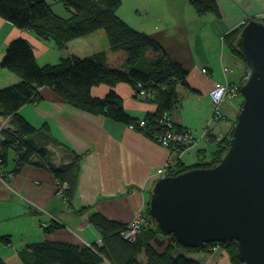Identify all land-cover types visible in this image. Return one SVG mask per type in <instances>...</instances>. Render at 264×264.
Masks as SVG:
<instances>
[{
	"label": "crops",
	"instance_id": "obj_1",
	"mask_svg": "<svg viewBox=\"0 0 264 264\" xmlns=\"http://www.w3.org/2000/svg\"><path fill=\"white\" fill-rule=\"evenodd\" d=\"M49 1L56 14L71 15L60 1ZM218 3L221 16L212 12L199 14L191 0H122L117 11L131 26L159 41L189 72V85L178 88L186 100L182 98V109L172 114L178 125L192 129L198 140L181 154L126 123L68 103L49 86L40 88L39 100L19 109L33 126L82 158L77 187L69 202L53 170L26 163L16 172L15 153L10 150L7 164L2 166L8 174L0 178V264H29L28 246L35 242L100 244L101 235L90 222V216L98 213L129 225L140 212L146 216L150 192L156 181L167 175V162L171 166L179 161L193 165L212 158L216 147L211 149L204 135L213 112L210 90L217 80L226 77L241 83L246 73L245 63L230 50L225 34L244 21L264 17V0H218ZM17 37L30 42L41 65L56 63L70 54L90 56L109 45L105 30L100 29L69 41L61 49L53 38H40L30 28H20L0 16V88L21 80L18 73L1 65L9 43ZM224 66L233 71L225 74ZM110 89L122 96L125 109L134 117L143 118L157 109L155 102L136 95L135 88L127 82L114 86L102 83L93 86L91 92L104 96ZM229 99L222 104L226 118L237 115L241 106V98L238 107L229 103ZM211 127L213 133L225 130L221 122ZM199 128L203 130L201 135L197 134ZM48 146L59 153L51 142ZM53 223L57 227L47 231L46 227ZM152 243L163 251L170 237L158 235ZM179 254L203 264H231L227 253L218 249L208 254L180 249L175 252ZM139 257L147 262L145 252Z\"/></svg>",
	"mask_w": 264,
	"mask_h": 264
},
{
	"label": "trees",
	"instance_id": "obj_2",
	"mask_svg": "<svg viewBox=\"0 0 264 264\" xmlns=\"http://www.w3.org/2000/svg\"><path fill=\"white\" fill-rule=\"evenodd\" d=\"M58 1L71 13L69 17L56 14L49 0H0V16L20 28H30L40 38H53L61 49L69 41L100 29L105 30L109 45L90 56L70 54L61 57L56 63L41 65L26 38L17 37L9 43L1 65L18 73L21 80L0 88V116L8 120V124L0 129V173L3 178L8 174L2 170V166L7 164L9 152L13 150L16 160L14 171H19L20 166L26 163L53 170L59 182L65 185L64 193L70 202L77 187L82 155L37 129L19 113V109L28 102L39 100L40 88L49 86L62 99L76 107L104 114L129 125L137 123L140 118L132 116L125 109L120 94L114 89H110L104 96H94L91 92L93 86L102 83L114 86L118 82H127L135 88L136 95L141 90L152 93L148 100L155 102L157 109L144 117L153 130L161 129L164 127L161 123L164 113H172L181 106L182 95L178 88L180 85H189V72L159 41L134 28L118 15L122 0ZM191 1L199 14L212 12L221 16L218 0ZM258 20L264 21V17ZM243 24L233 28L224 37L230 50L241 60L243 56L239 52L237 40ZM140 83L142 86H139ZM240 90L242 92L241 83ZM243 101L244 98L241 105ZM235 122L236 119L221 141H216V133L209 132V141L217 144L210 160L193 165L179 161L171 167L168 174L218 163L229 146ZM139 130L152 138V129ZM50 142L62 154L59 165L55 160L56 151L48 146ZM66 160L69 162L64 163ZM145 217L148 222L143 225L136 238L131 240L123 236L127 224L95 213L90 216V222L101 235L100 244L50 240L35 242L28 246L27 260L29 264H102L106 260L113 264H203L184 254L175 255V252L180 249L187 252L208 251L221 244L227 249L232 264H245L239 257L236 240L205 242L190 247L171 234L164 235L170 237V243L163 251H159L152 242L162 234L158 231L148 205ZM55 227L57 226L53 223L46 230L51 231ZM142 252H145L147 262L140 259Z\"/></svg>",
	"mask_w": 264,
	"mask_h": 264
},
{
	"label": "water",
	"instance_id": "obj_3",
	"mask_svg": "<svg viewBox=\"0 0 264 264\" xmlns=\"http://www.w3.org/2000/svg\"><path fill=\"white\" fill-rule=\"evenodd\" d=\"M244 101L218 163L160 177L148 208L162 235L184 245L238 242L245 264H264V21L250 19L237 40Z\"/></svg>",
	"mask_w": 264,
	"mask_h": 264
},
{
	"label": "built area",
	"instance_id": "obj_4",
	"mask_svg": "<svg viewBox=\"0 0 264 264\" xmlns=\"http://www.w3.org/2000/svg\"><path fill=\"white\" fill-rule=\"evenodd\" d=\"M245 23V21L243 22ZM225 71H232L227 66H224ZM206 72L207 69L204 68ZM139 86H142L140 83ZM239 88V84H234V88L230 89L228 81H217L214 87L210 91V96L213 101V105L216 106L217 115L226 118V115L223 113L221 107L228 95H231L235 90ZM142 95H151V92L147 90H141L139 92ZM220 119V118H219ZM8 121V120H7ZM161 123L164 125L161 129H154L149 127L148 120L143 117L138 119L137 123H131L128 126L131 129L146 128L152 129V138L162 145L173 146L177 151L182 152L188 146H191L195 142V135L192 129L178 125L177 121L174 119L171 112L166 111L161 117ZM4 123H0V129L4 127ZM178 127H181L180 129ZM220 136V135H219ZM0 178H3V174L0 173ZM148 222V219L139 213L136 217L127 225L126 229L123 231V236L126 239L134 240L137 234L141 231L144 224Z\"/></svg>",
	"mask_w": 264,
	"mask_h": 264
},
{
	"label": "rangeland",
	"instance_id": "obj_5",
	"mask_svg": "<svg viewBox=\"0 0 264 264\" xmlns=\"http://www.w3.org/2000/svg\"><path fill=\"white\" fill-rule=\"evenodd\" d=\"M243 60V59H242ZM230 68V67H229ZM203 71H204V69H203ZM233 71V70H232ZM205 72V71H204ZM224 72H225V74L226 73H228V71H225V69H224ZM224 80L225 81H228V83H229V85H230V89H232V88H234V84H239L240 85V83L239 82H234V81H231L229 78H224ZM224 80H217V81H224ZM216 81V82H217ZM211 91V90H210ZM138 95L140 96V97H143V98H145V99H150L151 97H152V93H151V95H142V94H140V93H138ZM183 98V100L185 99L184 97H182ZM228 98H230L229 99V103H235V105H237V107H238V105H239V100H238V98H241V102H242V100H243V98H244V96H243V94H242V92H241V90L239 89V88H237L236 90H235V92L234 93H232L231 95H228L226 98H225V100H224V102L226 101V99H228ZM186 100V99H185ZM211 100H212V98H211ZM223 102V103H224ZM212 103H213V101H212ZM240 106V105H239ZM241 107V106H240ZM240 107H238V109L240 108ZM182 109V106H179V108H177V109H175V111H180ZM221 109H222V111H223V108L221 107ZM224 113V112H223ZM237 115H235V114H233L231 117H228V118H222V117H220V116H218L217 115V112H216V106H214L213 105V112H212V116H211V119H210V124L213 126L215 123H217V122H221V124H222V127L226 130H224V131H222V132H218V133H216V141L218 142V141H221L223 138H224V136L227 134V132H228V130L232 127V125H233V121H235V119H236V121H237V117H236ZM220 118V119H219ZM2 122L4 123L3 125H5V124H7L8 123V121H7V118H2ZM2 122H0V123H2ZM236 123V122H235ZM211 125H208V127H206V129H205V131H204V135H206V137L208 138V136H209V132H213V130H214V128H212L211 127ZM235 125V124H234ZM129 127V126H128ZM234 127V126H233ZM130 128V127H129ZM228 129V130H227ZM135 130H139V129H135ZM196 130H198L197 131V134L198 135H201L200 134V131L202 130V129H196ZM202 133H203V130L201 131ZM220 135V136H219ZM196 137V136H195ZM198 137H196V139H195V142H194V144L197 142V139ZM153 139V138H152ZM154 140V139H153ZM208 140H209V138H208ZM156 141V140H155ZM157 142V141H156ZM159 143V142H158ZM161 144V143H160ZM194 144H192V145H194ZM162 145V144H161ZM191 145V146H192ZM164 146H166V147H168V148H170V149H172L173 151H175V152H178L179 154H181L182 152H179V151H177V149L176 148H174L173 146H167V145H164ZM217 146V144H215L214 142H210V147H211V149L212 148H214V147H216ZM190 146H188L186 149H188ZM185 149V150H186ZM184 150V151H185ZM61 155L62 154H60V153H57L56 154V162H60V158H61ZM171 164H170V162H167L166 163V165H165V170H166V173H167V175H168V173H169V170L171 169ZM60 184V188H61V190H62V193L64 194V188H65V185H63V184H61V183H59ZM140 213H142V215H144L145 216V214H143V212H140ZM85 244H91V243H85ZM222 250V251H225L226 253H227V255H228V257H229V260H230V263L232 264V262H231V259H230V256H229V254H228V252H227V249L225 248V246H223V245H221V244H218V245H216V246H214L213 247V249H209L208 251H198V252H201V253H206V254H208V253H210V252H214L215 250ZM208 258V257H207ZM106 262H108L109 264H113V263H111V262H109L108 260H106ZM243 264V263H242Z\"/></svg>",
	"mask_w": 264,
	"mask_h": 264
},
{
	"label": "bare ground",
	"instance_id": "obj_6",
	"mask_svg": "<svg viewBox=\"0 0 264 264\" xmlns=\"http://www.w3.org/2000/svg\"><path fill=\"white\" fill-rule=\"evenodd\" d=\"M243 26H244V24H243Z\"/></svg>",
	"mask_w": 264,
	"mask_h": 264
}]
</instances>
